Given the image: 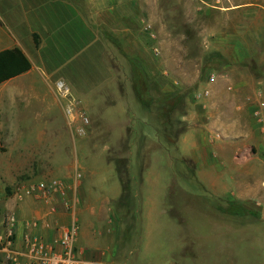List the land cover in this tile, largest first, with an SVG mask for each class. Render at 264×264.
I'll return each instance as SVG.
<instances>
[{
  "label": "rangeland",
  "instance_id": "obj_1",
  "mask_svg": "<svg viewBox=\"0 0 264 264\" xmlns=\"http://www.w3.org/2000/svg\"><path fill=\"white\" fill-rule=\"evenodd\" d=\"M81 1L93 12L94 26L110 38L119 76L115 102L123 105L125 115L110 110L112 126H107L102 111L92 120L74 97L77 110L89 120L79 137L78 125L53 110L55 117L44 128V157L36 158V143L0 149L3 161L14 166L0 172L1 204L18 207L14 193L22 185L51 179L70 184L78 172L80 203L81 194L87 193L91 206L103 208L101 221L110 218V223L95 224L96 238L91 248L85 246L93 264H169L167 259L181 248L191 254L216 251L223 259L235 249L240 264L250 246L247 233L261 227L238 223L234 228V223L207 217L223 213L220 208L246 212L238 205L215 207L216 197L200 179L199 166L209 161L207 177L213 182V160L226 151L234 155L232 165L240 166L235 171L245 168L244 175L233 172L237 182L254 189L261 185L255 194L264 195V14L217 9L230 0ZM231 35L241 46L226 45ZM242 54L251 62L239 73L220 78L221 65ZM129 61L145 73L147 106L133 92ZM91 69L94 83L88 87L100 93L101 68L95 62ZM211 75L216 77L213 83ZM205 89L210 95L198 99ZM40 91L51 97L48 87ZM59 100L65 113L67 103ZM205 115L208 123L215 122L211 128L203 123ZM73 135L80 140L74 144L75 154ZM197 259L194 264H203ZM0 264H7L1 253Z\"/></svg>",
  "mask_w": 264,
  "mask_h": 264
},
{
  "label": "crops",
  "instance_id": "obj_2",
  "mask_svg": "<svg viewBox=\"0 0 264 264\" xmlns=\"http://www.w3.org/2000/svg\"><path fill=\"white\" fill-rule=\"evenodd\" d=\"M217 9L236 15L256 12L264 14V0H230L228 5ZM93 16V12L86 11L81 0H0V52L17 48L31 64L28 72L0 85V149L12 144L36 143V158L44 157V128L47 122L55 117L52 111L58 110L59 115L68 122L63 111L64 105L56 96L57 81L67 84L72 95L80 100L86 115L88 114L92 120L96 119V111H102V120L107 126H112L111 115L107 112L117 109L119 113L123 112L122 116L125 115L123 105L115 102L120 94L115 85V79L119 76L115 69V55L108 40L110 38L105 33H101L98 25L94 26ZM109 26L107 24L108 28ZM107 27H105L106 30ZM224 41L226 45L233 47L242 44V41L233 35ZM228 61L220 67L219 71L222 72L220 78L239 73L251 62V59L249 55L242 54L240 57L231 56ZM95 62L99 64L102 71V80L99 79L101 84L97 88L98 90L102 87L100 93L95 88L88 87L94 83L88 68L92 70V63ZM42 86L48 87L51 97L47 98L44 93H41ZM98 96H100L99 99ZM48 99L51 100L50 103ZM203 123L211 128L215 122L208 123V117L205 115ZM36 126L38 128L42 126L43 129L30 131L24 128ZM74 137V135L71 137V144L75 154L74 144L76 140L79 142L80 140ZM233 156L226 151L218 153L213 160L215 162L213 182H210L207 177L210 172L209 161L199 166V177L204 185L213 191L216 197L215 207L231 205V208L234 206L237 208L238 205L246 213L238 215L236 212L232 213L231 209L229 211L226 208H220L223 213L207 217L218 223H234L236 224L234 228H238V223L251 224L252 227L260 225L261 231L247 233L246 241H249L250 246L244 249L245 258L240 259V264H264V195L262 192L260 196L255 194L256 191H261V185L254 189L237 182L233 172L236 175L238 173L244 175L245 168L241 166V170L235 171L233 167L240 166L232 165ZM3 160L4 157L0 153V172L14 168L13 164H7ZM86 194H81V203L74 213H68L60 208L54 218H49L50 229L40 226L35 232L51 240L58 235L59 227L69 224L70 217L74 214L78 226L75 248L86 264H93L94 257H91L85 246L91 248L96 238L93 227L102 222L101 217L104 212L101 205L91 206L87 202ZM254 198L257 199L254 200ZM0 209L1 212L16 209L18 217L15 228L16 248H20L26 231L24 222L44 217V208L31 200L20 203L16 208L12 203L1 204ZM257 212L261 213L257 215ZM109 219L108 217L102 223H110ZM118 221L120 224L118 231L122 233L121 221L117 218L115 226H119ZM255 243L260 245L254 247ZM190 251V249L187 251L181 248L167 260L169 264H194V260L198 257L201 258L197 261L203 264H238L239 261L238 252L235 249L234 252L230 251V257L225 259L217 257L216 251H201L197 254H191Z\"/></svg>",
  "mask_w": 264,
  "mask_h": 264
},
{
  "label": "built area",
  "instance_id": "obj_3",
  "mask_svg": "<svg viewBox=\"0 0 264 264\" xmlns=\"http://www.w3.org/2000/svg\"><path fill=\"white\" fill-rule=\"evenodd\" d=\"M216 80L215 75L209 77V83ZM55 91L58 97L65 101V115L70 124H76L77 136H84L89 126V120L84 114L77 110L78 101L74 98L70 88L63 81H57ZM210 90L205 89L196 97L207 98ZM218 137V136H217ZM81 174L75 172L72 183L67 184L57 179L38 181L20 186L14 193L17 203L31 200L44 208L42 219H32L24 222L25 233L20 248L15 246V228L18 217L15 210L0 216V253L7 264H86L79 256L75 248L78 233L75 215H71L67 226L58 228V235L51 240L42 234L36 233L40 226L50 229L49 218H54L59 209L74 213L80 204L79 181ZM1 205V201H0Z\"/></svg>",
  "mask_w": 264,
  "mask_h": 264
},
{
  "label": "trees",
  "instance_id": "obj_4",
  "mask_svg": "<svg viewBox=\"0 0 264 264\" xmlns=\"http://www.w3.org/2000/svg\"><path fill=\"white\" fill-rule=\"evenodd\" d=\"M131 65V83L132 89L139 102L147 106L148 101L144 99V94L147 92V78L142 69L132 61ZM31 69V64L26 56L17 48L0 52V85L10 79H13L21 74L28 72ZM128 189L124 188V193ZM0 209V216H1Z\"/></svg>",
  "mask_w": 264,
  "mask_h": 264
}]
</instances>
